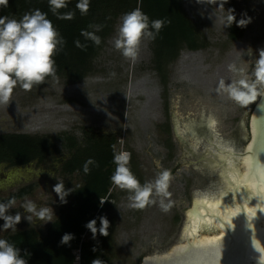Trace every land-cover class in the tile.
<instances>
[{
  "label": "rangeland",
  "instance_id": "1",
  "mask_svg": "<svg viewBox=\"0 0 264 264\" xmlns=\"http://www.w3.org/2000/svg\"><path fill=\"white\" fill-rule=\"evenodd\" d=\"M219 2L183 0L187 14L208 45L198 49L183 45L177 59L166 67L167 86L154 65V40H142L135 62L115 49L114 37L120 17L115 32L94 60L95 72L79 82L58 76L57 79L47 78L44 84L33 86L31 91L19 86L14 89L9 104L0 105V134L60 135L56 143L65 155L58 154L42 163L34 160L18 165L23 170L9 177L5 173L15 166L0 163L4 169L0 172V202L22 188L33 187L29 194L16 200L15 207L7 213L15 215L19 211L22 214L15 232L33 227L44 234L59 218L72 199L73 191L84 182L78 173L63 172L61 158L66 159L70 153L62 138L72 133L81 142L85 130H89L114 134L118 138V151L134 155L135 164L129 167L141 184L154 180L162 169L172 174L169 187L172 206L167 212L159 207V198L156 204L143 209L132 208L129 193L112 187L115 233L107 264H141L145 257L168 252L180 242L188 220L187 211L197 196L225 185L220 170L207 165L208 161L202 157L209 151L224 155L226 152L218 147L244 150L251 139L252 113L261 98L241 108L216 89L220 79L229 81L231 75L234 78L229 64L250 71L254 59L259 57L264 45V0H237L233 5L237 21L250 18V22L241 27L242 37L236 40L230 36L231 28L225 27L228 9L219 8ZM172 34L171 25L167 24L164 35ZM163 53L168 54V45ZM111 72L116 75L111 76ZM210 116L215 119L212 130L205 125L197 126L198 136L181 134L183 130H179L178 137L174 130L177 120L184 127L194 121L202 123ZM23 126L33 128L21 130ZM58 181L65 189H73L66 197L67 203H61L53 191ZM25 199L52 208V221L36 219L34 224H29L23 218L28 213L20 207ZM3 224L0 219V226ZM15 232L0 230V237ZM75 253L77 257L79 250Z\"/></svg>",
  "mask_w": 264,
  "mask_h": 264
},
{
  "label": "trees",
  "instance_id": "2",
  "mask_svg": "<svg viewBox=\"0 0 264 264\" xmlns=\"http://www.w3.org/2000/svg\"><path fill=\"white\" fill-rule=\"evenodd\" d=\"M236 1L227 0L224 7L234 9L233 5ZM77 2L78 0H69L68 7L59 10L60 13L75 12L72 20L59 19L57 15H54L50 11L48 0H9L7 7L0 6V16L19 20L26 12L35 9L46 13L47 18L52 21L60 36L65 40L62 50L53 57L56 62V77L64 76L70 82H79L97 70L94 60L115 32L117 20L124 13L138 6L149 17L150 22L155 19L165 21L163 28L154 39V61L156 63L154 65H157V71L161 74L165 86L168 84L166 67L177 59L183 45L191 49L208 45L203 34L199 32L187 14L183 0H90L89 11L86 15H81L76 9ZM234 15H236L235 12ZM89 24L104 26L96 33L101 37L99 46L81 35V30L92 31L88 28ZM167 24L171 25L173 34L170 36L164 35ZM230 28V36L233 40L242 37L243 29L237 27L236 23H233ZM77 40L85 47H77L75 44ZM166 45H168L167 55L163 53ZM59 137L60 135L55 137L22 133L0 134V163L6 162L11 166H18L27 165L34 160L42 163L46 159L56 157L63 153L56 143ZM62 140L70 153L66 159L61 158L63 172L69 175L78 173L83 176L84 182L73 191L72 199L44 234L31 227L0 237V239H6L19 248L21 256L28 261V264H75V251L79 249L81 264H91V261L97 257L107 264L115 233V205L112 201L114 194L111 193L114 185L110 178L116 165L113 163L114 154L111 145L115 144L117 149L118 138L114 134H100L85 130V137L81 142L72 133H66ZM61 156L65 157L64 153ZM89 158L94 159L96 164L90 165V172L85 174L83 165ZM133 164H135L134 161L131 165ZM132 169L135 170V167ZM32 190V185H29L2 202L11 198L18 200ZM100 199L105 200L103 205L100 204ZM100 216H106L109 220V234L103 236L98 232L96 238L93 239L92 233L85 225L90 220L97 219L99 228ZM65 233L74 235V239L69 244L60 243ZM87 236H89L88 239H86ZM94 247L95 252L92 250Z\"/></svg>",
  "mask_w": 264,
  "mask_h": 264
},
{
  "label": "clouds",
  "instance_id": "3",
  "mask_svg": "<svg viewBox=\"0 0 264 264\" xmlns=\"http://www.w3.org/2000/svg\"><path fill=\"white\" fill-rule=\"evenodd\" d=\"M216 4L217 0H197ZM227 0H220L219 8L224 9ZM69 0H48L50 11L57 15L59 19L72 20L75 12L67 11L60 13L59 10L68 7ZM9 0H0V6L7 7ZM90 0H78L75 7L81 15H86L89 11ZM234 9L227 10L225 27H231L236 23L237 27H245L250 18L236 20ZM163 19L149 20V17L138 6L135 9L124 13L118 24L117 34L114 37V47L121 52V55L133 62L138 57L142 40H154L156 35L163 28ZM104 26L101 24H89L88 28L92 31L81 30V35L91 40L95 45L101 44V37L96 35ZM150 28L152 30H150ZM65 40L47 14L39 9L26 12L19 20L0 16V105H8L11 101L14 89L19 86L25 91H31L33 86L44 84L47 77H56V62L54 56L62 50ZM77 47H85L80 41H75ZM228 69L234 73V78L226 82L220 79L216 91L226 94L228 99L241 108H247L250 104L257 101L258 97L264 96V50H261L259 57L255 58L252 68L249 71L243 66L229 64ZM115 76V72L110 73ZM123 141L121 140V145ZM113 150V163L116 165L115 171L111 176V182L121 190H126L130 207L143 209L147 205L156 204L159 198V207L167 212L172 202L169 199V191L172 174L168 169L159 171L154 180L145 181L143 184L137 179L129 167L131 153L128 151H117L116 145H111ZM94 159L89 158L83 165L85 174L90 172V165H95ZM98 166V165H97ZM50 176H53L49 173ZM53 191L59 197L61 203H67L66 197L73 189H65L63 183L58 181L53 186ZM168 200L166 203L165 201ZM105 200L100 199L103 205ZM16 205L15 198L6 202H0V219L4 224L0 230H17L16 226L21 222L22 214L17 211L15 215L7 214ZM28 215L23 218L34 224L36 219L40 221H52L53 210L49 207L38 206L35 201L25 199L20 205ZM99 228L97 219H92L85 227L92 233L93 239L97 233L108 236L110 222L106 216L99 217ZM74 239V235L65 233L60 243L69 244ZM94 252L96 248L92 249ZM76 260H79L77 255ZM0 264H28V261L21 256V250L9 243L6 239H0ZM91 264H105L99 257L93 259Z\"/></svg>",
  "mask_w": 264,
  "mask_h": 264
},
{
  "label": "water",
  "instance_id": "4",
  "mask_svg": "<svg viewBox=\"0 0 264 264\" xmlns=\"http://www.w3.org/2000/svg\"><path fill=\"white\" fill-rule=\"evenodd\" d=\"M176 129L178 132V120ZM231 152L236 158V171L244 170L242 159L245 154L250 153L246 207L222 230L217 227L203 229L194 235L219 232L210 242L185 252H177L178 246L189 242L186 231L192 228L190 218L201 215L199 206L204 204L196 199L192 208L187 211L188 220L180 242L168 252L145 257L141 264H264V210H262L264 191H261L264 187V96H261L254 107L251 117V139L246 148ZM202 159L207 160L204 156ZM207 165L220 170L224 183L229 181L224 173H221L219 166H214L210 162Z\"/></svg>",
  "mask_w": 264,
  "mask_h": 264
},
{
  "label": "bare ground",
  "instance_id": "5",
  "mask_svg": "<svg viewBox=\"0 0 264 264\" xmlns=\"http://www.w3.org/2000/svg\"><path fill=\"white\" fill-rule=\"evenodd\" d=\"M261 50H264V45ZM226 82L228 81L226 80ZM214 122L215 119L210 116L202 123H196L194 121L184 124V127H181L178 122V128L183 130V133L181 134L195 137L199 135L197 126L201 127L206 125L212 130ZM32 128V126H23L20 129L30 131ZM218 149L226 151V153L221 155L220 153L209 151L204 154V158H206L212 165L219 166L221 168V173H224L225 178L229 181L225 182L224 187L217 191L207 192L197 196V200L204 204V206H199L201 215H196L195 217L192 216L190 218L192 228L187 229L186 231V236L189 237V242L178 246L176 248L177 252H185L210 242L219 232L214 234H197L198 236L194 235L198 233L199 230L203 229L210 230L217 227L222 230L246 207L250 153L245 154L242 159L244 170L241 169L236 171V158L234 157L235 155L233 152H231L234 149H225L223 147H218ZM2 170L4 171L3 167H0V172ZM22 170V167L15 166L5 174L9 177Z\"/></svg>",
  "mask_w": 264,
  "mask_h": 264
},
{
  "label": "flooded vegetation",
  "instance_id": "6",
  "mask_svg": "<svg viewBox=\"0 0 264 264\" xmlns=\"http://www.w3.org/2000/svg\"><path fill=\"white\" fill-rule=\"evenodd\" d=\"M182 49H183V48H182ZM182 49H180V52L182 51ZM205 126H206V125H205ZM205 128H206V127H205ZM174 130H175L176 134H177L178 137H179V135H181V134L179 133V132H180V131H179L180 129H179L178 132H177L176 124H175V128H174ZM207 131H208V130H207ZM208 132H209V131H208ZM180 138H182L183 140H185L183 136H180ZM173 144H174V143H173ZM133 161L135 162V157H134V155H131V160H130V163H129V164L131 165Z\"/></svg>",
  "mask_w": 264,
  "mask_h": 264
},
{
  "label": "built area",
  "instance_id": "7",
  "mask_svg": "<svg viewBox=\"0 0 264 264\" xmlns=\"http://www.w3.org/2000/svg\"><path fill=\"white\" fill-rule=\"evenodd\" d=\"M78 256H79V260L77 261L76 259H75V264H81V253H80V249H79V253L77 254Z\"/></svg>",
  "mask_w": 264,
  "mask_h": 264
},
{
  "label": "snow or ice",
  "instance_id": "8",
  "mask_svg": "<svg viewBox=\"0 0 264 264\" xmlns=\"http://www.w3.org/2000/svg\"><path fill=\"white\" fill-rule=\"evenodd\" d=\"M261 191H264V187H262ZM262 210H264V209H262Z\"/></svg>",
  "mask_w": 264,
  "mask_h": 264
}]
</instances>
